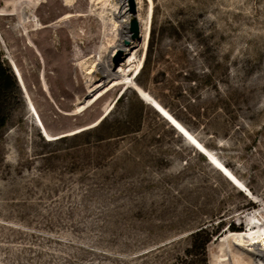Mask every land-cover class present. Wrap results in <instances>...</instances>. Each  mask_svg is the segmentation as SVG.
Listing matches in <instances>:
<instances>
[{"label": "rangeland", "instance_id": "obj_1", "mask_svg": "<svg viewBox=\"0 0 264 264\" xmlns=\"http://www.w3.org/2000/svg\"><path fill=\"white\" fill-rule=\"evenodd\" d=\"M90 1H20L0 16L16 82L1 97L0 264H264L257 244L227 261L219 246L248 213L264 224V0H113L116 28ZM134 25L132 57L113 51ZM123 58L141 63L136 78L70 115Z\"/></svg>", "mask_w": 264, "mask_h": 264}, {"label": "bare ground", "instance_id": "obj_2", "mask_svg": "<svg viewBox=\"0 0 264 264\" xmlns=\"http://www.w3.org/2000/svg\"><path fill=\"white\" fill-rule=\"evenodd\" d=\"M20 1L33 2L35 7H40L46 0H3V4L1 5L2 8L0 10V16H16V15L20 14L19 13L20 12L19 11ZM62 1H63V5L65 7H68V8L75 7L77 2H78V0H62ZM90 2L94 6H95V4H98L97 9L99 10V17L101 19H103V21H105L106 19H108L111 16L112 17V18H110L112 21L111 27L112 28L117 27V21H116V18L114 17L115 13L109 9V5H112L114 7V10L116 11V8H117L116 5L118 2H114L113 0H101L100 2H98L97 0H91ZM152 13H153V5L151 3L150 7L148 9V15H147L148 22L152 16ZM72 16H74L72 14V11H68L64 14L63 19H68ZM148 28H149V26H147L146 29H148ZM114 31H115V29H114ZM121 38L125 39V40L127 39L128 41H131V45L130 46H128V45L124 46V44H118L117 46H114L113 51L114 50H118L119 52L126 51L127 53L125 52L126 53L125 57H128V56L132 57V54H133L132 51L138 46L139 39H136L137 36L132 37V33L127 30V26H124L123 31H121ZM31 45L33 46V44H31ZM123 47H125V48L123 49ZM123 60H124V58L121 61H119L118 64L116 65V68L118 70L114 76H111V74L108 73L104 77V79H100L97 82H92L91 86H89V93L91 94L90 98L86 99L82 103L78 104L77 108L74 111L68 112V113L70 115H77V114L85 111L86 109H88L90 106H92L97 100H99L101 97H103L105 94H107L113 88H116V87L121 86V85H125L132 78L135 79L136 76L140 73L141 63L139 62L138 64H136L134 66L133 58H129L126 66L123 67L122 66ZM14 66H15V69L13 66H12V68L15 72L17 79L18 78L20 79V83H24V80H23V77H22V74H21L19 68L17 67V65L15 63H14ZM113 66H114V64H113ZM131 70H132V75L129 74V72ZM137 89H138L137 92H138V94L141 95V98L143 100H145L148 104H150L176 130H178L186 139H188L189 142L195 148H197L202 154H204L212 164L216 163L218 166H220L221 169H224V171L226 170L227 173H229L230 177H232L237 182V184L242 186L240 181L237 179V177L231 171H229L227 169V167L224 166L221 163V161L205 145H203L201 143V141L196 139L191 134V132L173 114H171L160 102H158L154 97H152L150 95V93H147V91L141 90L140 88H137ZM33 108H34V110H36V108L34 106H33ZM34 112H36V111H34ZM93 125L94 124H92V126ZM43 135L45 136V138H47L45 133H44V130H43ZM48 138L51 139V137H48ZM217 165H215V166H217ZM217 168H219V167H217ZM248 193L250 194V192H248ZM251 196L253 197V195H251ZM260 213L261 212L254 211V212L248 213L245 216L246 229H243L240 231H229V233H227V231H225V233L220 236L221 240L219 241V246H220V249L223 251V256H224L225 261H227L228 257L231 255L230 249H232V247L234 245H236L237 248L242 249L245 246H248V245L252 246L253 244H257L258 247H261V249L264 250V224L259 223L258 216ZM246 264H258V263H257L256 259L249 258L248 262Z\"/></svg>", "mask_w": 264, "mask_h": 264}, {"label": "trees", "instance_id": "obj_3", "mask_svg": "<svg viewBox=\"0 0 264 264\" xmlns=\"http://www.w3.org/2000/svg\"><path fill=\"white\" fill-rule=\"evenodd\" d=\"M15 85H16V82H15L14 77L11 74L10 70L5 69L4 66L2 65V63L0 62V128L3 127L5 125V122H6L5 116L2 114V103H1L2 98L1 97L5 94V92L10 90ZM100 122L95 126H98L100 124ZM75 134H77V133H75ZM64 137H67V136H64Z\"/></svg>", "mask_w": 264, "mask_h": 264}, {"label": "water", "instance_id": "obj_4", "mask_svg": "<svg viewBox=\"0 0 264 264\" xmlns=\"http://www.w3.org/2000/svg\"><path fill=\"white\" fill-rule=\"evenodd\" d=\"M133 31H135V34H134V37H136L137 36V29H136V26L134 25V27H133ZM119 55H120V53L118 54V56L116 57V58H118L119 57ZM18 81H19V83H20V79H17ZM21 84V83H20ZM22 86V85H21ZM43 132V131H42Z\"/></svg>", "mask_w": 264, "mask_h": 264}]
</instances>
